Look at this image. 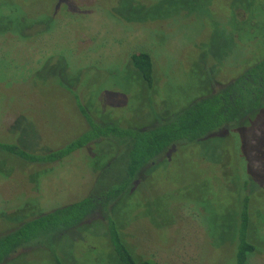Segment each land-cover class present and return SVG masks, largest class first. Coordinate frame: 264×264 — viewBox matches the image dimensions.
<instances>
[{"label": "rangeland", "instance_id": "1", "mask_svg": "<svg viewBox=\"0 0 264 264\" xmlns=\"http://www.w3.org/2000/svg\"><path fill=\"white\" fill-rule=\"evenodd\" d=\"M138 51L154 58L152 90L129 63ZM263 53L264 0H0V140L59 147L85 129L80 102L101 120L151 124L156 107L177 111ZM106 142L46 164L0 154V233L101 190L93 165L121 149ZM140 180L118 214L141 259L236 264L231 218L247 182L260 213L249 264H264V107L231 137L182 146ZM46 241L7 264H55V254L117 264L101 226Z\"/></svg>", "mask_w": 264, "mask_h": 264}, {"label": "trees", "instance_id": "2", "mask_svg": "<svg viewBox=\"0 0 264 264\" xmlns=\"http://www.w3.org/2000/svg\"><path fill=\"white\" fill-rule=\"evenodd\" d=\"M242 9L249 12L248 6H242ZM245 21L246 19L241 22L237 19L236 22L244 24ZM129 63L134 69L133 73L137 76L139 73L152 90L156 84L152 54L147 51L134 52L130 55ZM262 107L264 53L252 63L246 64L232 80L208 90L177 111L170 112L164 105L161 112L156 107L157 115L151 124L133 125L111 118L101 120L92 116L88 104L80 102L85 129L59 147L55 143H48L41 144L39 150L30 149L29 146L21 148L17 142L2 138L0 154H12L22 165L57 162L82 148L95 151L98 142L105 140L111 147L115 144L114 140H120L121 149L119 158L105 161L104 166H98L99 162L93 165L94 173H99L97 178L103 186L101 190L97 186L76 202L36 215L33 213L32 217H27L10 226L11 228L7 227L6 232L0 233V264L15 260L26 250L32 252L35 248L46 245V238L61 239L68 232H90V228L96 225L101 226L102 235L108 238L111 251L106 252L107 255L110 256V253L114 256L117 264H161L152 259H141L136 249H132L131 240L126 235L130 227L128 224L121 225L119 221L120 207L132 205L133 190L139 186L140 178L158 167L174 150L212 138H229L235 128L244 125L253 111ZM223 131H226L225 137L220 135ZM246 183L244 204L233 211L231 218V243L236 264H249L250 255L258 250V244L252 239V230L260 213ZM175 223L176 220L171 225ZM54 258L55 264H68L67 257L55 254Z\"/></svg>", "mask_w": 264, "mask_h": 264}, {"label": "flooded vegetation", "instance_id": "3", "mask_svg": "<svg viewBox=\"0 0 264 264\" xmlns=\"http://www.w3.org/2000/svg\"><path fill=\"white\" fill-rule=\"evenodd\" d=\"M221 134V133H220Z\"/></svg>", "mask_w": 264, "mask_h": 264}]
</instances>
